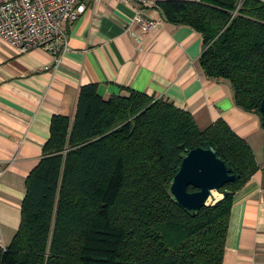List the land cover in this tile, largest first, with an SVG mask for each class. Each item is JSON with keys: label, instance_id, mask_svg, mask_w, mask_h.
I'll list each match as a JSON object with an SVG mask.
<instances>
[{"label": "trees", "instance_id": "1", "mask_svg": "<svg viewBox=\"0 0 264 264\" xmlns=\"http://www.w3.org/2000/svg\"><path fill=\"white\" fill-rule=\"evenodd\" d=\"M164 21L202 38L199 66L255 114L264 97V0L163 1ZM104 99L81 87L73 119L54 116L26 180L21 223L0 264H222L234 195L258 171L252 149L222 120L193 116L144 93ZM212 148L235 180L198 212L168 186L191 150ZM193 187L188 192H195Z\"/></svg>", "mask_w": 264, "mask_h": 264}, {"label": "crops", "instance_id": "2", "mask_svg": "<svg viewBox=\"0 0 264 264\" xmlns=\"http://www.w3.org/2000/svg\"><path fill=\"white\" fill-rule=\"evenodd\" d=\"M137 11L158 24L145 36L133 22ZM64 29L68 50L58 60L44 49L20 55L0 41V247L19 229L26 180L52 118L73 119L81 87L94 84L106 100L127 90L167 100L201 131L222 120L249 145L258 171L234 195L222 264H264V128L234 104L228 82L205 77L201 36L166 23L156 7L119 0L87 2Z\"/></svg>", "mask_w": 264, "mask_h": 264}, {"label": "built area", "instance_id": "3", "mask_svg": "<svg viewBox=\"0 0 264 264\" xmlns=\"http://www.w3.org/2000/svg\"><path fill=\"white\" fill-rule=\"evenodd\" d=\"M90 1L93 0H0V41L20 55L44 49L58 60L68 50L64 26L76 22L86 12ZM119 1L155 7L158 2L177 0ZM133 22L141 28L142 36L158 26L140 11L136 12ZM216 200L209 202L213 204Z\"/></svg>", "mask_w": 264, "mask_h": 264}, {"label": "water", "instance_id": "4", "mask_svg": "<svg viewBox=\"0 0 264 264\" xmlns=\"http://www.w3.org/2000/svg\"><path fill=\"white\" fill-rule=\"evenodd\" d=\"M260 111L264 115V97ZM234 180L235 175L231 174L214 149L197 148L184 156L180 170L168 189L173 200L181 208L196 213L208 206L210 200L214 201V192L222 197L227 196L226 193H221L220 189ZM189 187L195 188L196 191L188 192Z\"/></svg>", "mask_w": 264, "mask_h": 264}, {"label": "rangeland", "instance_id": "5", "mask_svg": "<svg viewBox=\"0 0 264 264\" xmlns=\"http://www.w3.org/2000/svg\"><path fill=\"white\" fill-rule=\"evenodd\" d=\"M216 195H217V198H222V195L217 193V192H214ZM217 198H214V200H216ZM217 201V200H216ZM209 204H211V202H209Z\"/></svg>", "mask_w": 264, "mask_h": 264}, {"label": "bare ground", "instance_id": "6", "mask_svg": "<svg viewBox=\"0 0 264 264\" xmlns=\"http://www.w3.org/2000/svg\"><path fill=\"white\" fill-rule=\"evenodd\" d=\"M213 197H214V198H217V195H216L215 193H213Z\"/></svg>", "mask_w": 264, "mask_h": 264}]
</instances>
